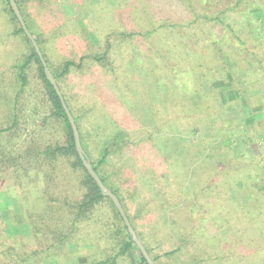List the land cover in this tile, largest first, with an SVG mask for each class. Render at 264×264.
<instances>
[{
  "label": "rangeland",
  "instance_id": "1",
  "mask_svg": "<svg viewBox=\"0 0 264 264\" xmlns=\"http://www.w3.org/2000/svg\"><path fill=\"white\" fill-rule=\"evenodd\" d=\"M53 1L20 0V4L28 15L33 32L42 41L54 72L58 73L67 60L78 62L80 57H86L82 68L71 70L61 78L70 105L87 114L96 111L98 123L104 122L102 115L107 116L126 131L129 143L106 164L108 178L116 187L127 189L132 194V201L126 200L131 215L136 212V204L142 202L145 204L144 213L147 211L145 215H152V210L157 209L154 212L159 220L157 222H164L163 228L158 227L156 230L150 226L151 220L142 215L136 222L138 233L149 243L151 254L159 257L160 264H188L196 254L200 259H210L207 241L209 237L214 240L215 235L211 236L214 233L209 228L211 226L214 230L216 225H220L216 210L211 211L208 220H215L218 224L215 222L205 226L206 222H202L205 230L201 239L199 237L186 247L187 250L183 248V252L172 258L164 253L179 246V239L176 238L181 239L189 226L185 206L196 203L197 213L202 212L198 217L202 218L205 214L204 206L209 203L213 207L216 203L215 199H202L203 194L200 198L202 203L196 197L201 187L208 190L217 173L219 187L213 193L216 199L232 200L235 194L242 192L239 197L245 204L246 199L253 198L245 190H252L253 194L264 192V103L258 102L257 106L251 107L242 94L251 95L259 89L263 92L262 87L257 84L255 88L252 84L254 81L246 82L242 77L239 79L240 84L237 82L240 89L232 88L229 81L224 85H230V88L222 90L220 83L226 77L225 73L216 78L213 87L210 85L214 95L220 94L222 102L216 100L215 109L211 108L201 114L189 109V104L194 106L199 100L197 95H191V84L197 83L195 80L191 83L187 75L179 77L180 74L176 73L180 71L178 68H184V64H194L199 57L198 52L202 51L193 49L190 44L193 36L182 31L187 23L193 21L191 8L203 0H60L55 4ZM205 1L211 2L213 6L219 4L207 11L211 16L212 13L218 15L217 11L226 10L222 14L220 12V18L224 25H234V34L248 51H253L258 42L264 39V11L253 7L255 0H242L236 11L230 8L233 0ZM150 2L157 10L149 9ZM61 4L66 8H60ZM4 6V0H0V67L4 73L14 74L9 66L19 62L25 52L28 53L27 44L19 36H8V25L3 22L5 17L8 18ZM55 6L58 7L56 15L62 16L58 20L48 17L51 8ZM169 24H175L177 28H160ZM234 34L230 33L231 39L235 38ZM221 40L224 41V37ZM213 43L211 40L212 46ZM99 56H103V61L95 62L93 59ZM227 57L225 59L229 68H233L234 63ZM245 69L240 74L246 73ZM26 75L29 88L24 104L15 112L18 122L15 130H12L17 133L10 139L0 135L3 138L2 147L5 148L0 155V161H5L0 165L4 176L0 180V233L7 236L6 245L10 243L9 237L17 238L21 245H33L31 221L42 230L49 221L40 199H76L82 194L80 188H77V180L69 175L64 165L60 164L52 172L51 181H47L43 168H38L34 159H22L13 164V158L18 156L30 140L51 143L63 136L61 123L47 119L49 106L45 103L38 105L36 102L43 95L37 66L33 64L29 67ZM176 75L179 77L178 82ZM199 81L208 91L210 87L204 79ZM178 86L182 88L177 92ZM1 87L2 83L0 92H9ZM227 100L230 101L229 106L227 104L221 110L227 120L220 118L223 121L216 120L214 126L211 123L205 124L208 129L206 133L199 131L204 120L198 119V124L196 118L205 119L206 114L211 116V113H217ZM189 116L194 118L190 119ZM45 118L47 123L44 124L42 120ZM176 119L179 120L178 127ZM94 121V118L88 120L84 129L90 132L85 139L89 143L91 159L96 162L103 147V135L93 130ZM191 124L196 127L199 125L197 135L186 133ZM163 135L166 137L161 140ZM162 148L165 155L160 152ZM223 168L225 171L241 168L244 171L242 174L239 172L242 180L234 186L229 177L228 181L222 177L219 179L218 175ZM222 189L226 191L223 193ZM259 196L264 198L262 194ZM102 213H109L107 205L100 206L97 214ZM256 222L257 225L262 223L260 219ZM243 224L248 231L245 239H254L249 244L252 248L258 244L260 234L248 223ZM80 228L81 232L75 233L73 240L67 244V252L53 249L28 258L23 264H88L91 255L88 249L94 247L99 250L98 242L94 240L98 228L87 222L82 223ZM230 228H235L233 223ZM168 232L172 240L168 239ZM249 247L245 258L260 255V250L249 251ZM225 251L223 248L221 253ZM224 256H216L214 260L212 257L209 264H221L220 261L228 257ZM261 257H264V253ZM119 264L127 263L122 261Z\"/></svg>",
  "mask_w": 264,
  "mask_h": 264
},
{
  "label": "trees",
  "instance_id": "2",
  "mask_svg": "<svg viewBox=\"0 0 264 264\" xmlns=\"http://www.w3.org/2000/svg\"><path fill=\"white\" fill-rule=\"evenodd\" d=\"M14 1L16 2L20 10L28 31L38 44L42 56L46 61L47 67L53 75L64 98L66 106L73 116V119L77 126V130L79 132L80 143L86 158L90 161L93 170L99 176L102 183L106 187H108L111 192L118 198L132 228L134 229L137 237L141 240L151 259L155 264H160L158 263L159 257L151 254L149 243H146L144 241V238H142L138 233L136 223L138 220H140V217H143L142 215H144L151 220L150 226H153L152 228H155L157 230V228L159 227L160 229H162L164 226V222L163 224L160 222L158 223L157 221L159 220L154 214L155 210L157 209L152 210V215H145V213L147 212L145 211L144 213L145 204H143L142 202H138L135 207L136 212L131 215L126 200L129 199L130 201H132V194L129 193L127 189H121V187L118 186L116 187L109 180V175H107L106 173L105 166L109 163L110 158L113 155L117 156L129 143L126 131L121 129L119 126L113 123L110 118L104 115H102L101 118L104 122L101 121L102 123H98L99 117L97 116L96 111H91L89 112V114H87L76 110L70 105L68 97L63 90V83L61 82V78H64L65 75L71 70L82 68V63L84 62L86 57H80L78 62L67 60L64 62L62 69L59 70L58 73L54 72L47 59V53L42 47V41L33 32L30 21L27 18L28 15L24 13V10L22 9V6L20 4V0ZM56 1L60 0H54L53 4H55ZM241 1L242 0H233L232 3L230 2V8L232 9V11H236L241 6ZM210 3L211 2L206 3V1L203 0V2L200 1V3L196 4L195 8L190 7L192 10L193 21L187 23V27L184 28V31H182L189 32V34L193 36V42H190V44L193 46V49L198 51L202 50L198 52L199 57L198 59H195L194 64H190V62H188L184 64V68H178V70L180 71H177L176 73L177 75L180 74L179 77L181 75H187V78L191 83L193 80H195V82L197 83L196 85L191 84V95H197L199 100L198 103L194 106L189 104V109L194 111L196 114L200 112L205 113L211 108L212 110L213 108L215 109L216 103L214 104V102L216 100L221 101V99L219 93L215 95L213 94L214 90L212 88V85L213 83H215L217 77L225 73L226 77L222 78L223 82L220 79V86L222 90L230 88V85H224L229 81L230 83H232V88L235 89L237 87L240 89L241 87L237 85V82L238 84H240L239 79L244 77V79H246V82L254 81V83L252 84H254L255 88L258 84L263 89V92H261V90L259 89L257 93H253L251 95L242 93L245 96L244 98H246L245 101L249 105H252L251 107L257 106L258 102L264 103V39L261 42H258L253 51H248L243 42L240 41L237 35L234 34V25H224L223 20L220 18V12L222 14L226 12V10L223 11L220 10V8H217L218 10H220L216 12V14L218 15L212 13V16L211 14L207 13L210 8L219 6V4L213 6ZM4 4L5 11H3L8 18L5 17V19H3V22L4 24L8 25L7 34L10 37L19 36L27 44L26 48L28 53L25 52V55L22 56V59L19 62H17L16 64H11L9 66V70L13 71L14 74H11L9 72H7L8 74L6 72L4 73L3 69H1L2 67H0V85L2 83L1 88L4 87L9 91L6 93L0 92V135H5V138L10 139L17 133V131H12L17 127L18 122V117L15 112L18 111L19 106H22L25 102V94L27 93V89L29 88L26 72L28 71L29 67L34 64L37 66L40 76L39 79L41 80V88H43V95L36 102L38 105H42L43 103H45L47 107L49 106V114L47 115V119L61 123V125L63 126V136L60 140L51 143L41 142L36 139L30 140L24 145L18 156L13 158V164H17L22 159L32 158L36 161L38 168H43L44 176L47 181H51L50 176H52V172H54L60 164L61 166L64 165L69 175L77 180V188H80L82 194L76 199H70L69 197H65L62 200L56 198L54 199L52 197H49V199H40L41 202L44 203V209L48 214L49 221L48 223L44 224V230L34 226L33 220L31 221V229L34 233L32 238L33 245H21L19 244V242H17V238L11 237H9L10 243L6 245L5 241L7 239V236L0 233V264H23L26 259L39 256L40 254L42 255L48 251H52L53 249L67 252V244L71 240H73L75 233L81 232L80 230L82 228L79 229V227L84 222H87L88 225L98 228L97 232L95 233L94 240L98 242L99 250H96L94 247L88 249L89 253L91 254L88 258V264H119L122 261L127 264H147L146 260L140 254L138 248L135 246L129 233L127 232L124 221L121 218L116 207L114 206L113 202L109 197L104 196L100 192L96 183L82 165L75 149L73 133L69 121L66 117L64 109L61 106L59 98L53 86L47 81L43 72L41 62L37 54L35 53L29 39L24 34L14 12L9 5V1L4 0ZM149 5V9L157 10V8L153 7L151 2ZM155 5L157 6L158 4L156 3ZM253 5V7L260 8L264 11V0H258V2L255 0V2H253ZM61 7L66 8V6L62 4L60 5V8ZM57 9L58 7L56 6L55 8H51V14L49 15L47 13L49 15L48 17H54L55 20H58L59 17H62H58L56 15ZM60 14L63 15L62 12H60ZM160 28H168V30H173L176 29L177 26L175 24H169ZM151 33L152 31L149 32V34ZM230 33L235 35L234 39L230 38ZM222 37H224V41L221 40ZM211 40L214 41V47L210 44ZM188 46L190 47L189 44ZM106 55L107 51H105V56ZM226 55L228 56L227 59L230 62L234 63L233 68H229V63H227V60L225 59ZM19 56L20 55H18L16 58H18ZM93 60H95V62H102L103 56L95 57ZM244 68H246V73L240 74L242 69ZM177 75L175 76L176 82L179 81V77H177ZM199 79H202V81L204 79V81L209 85L210 88L208 91L203 87V84L199 81ZM181 88V86H178L176 91H180ZM227 104L229 106V100H227L226 102L224 101L222 109H218L217 113H211V116L206 114L205 119L204 117L196 118L197 121L198 119L199 121L200 119L204 120V122L201 123L202 128L199 131L202 130L205 132V130H208L205 124L211 123L214 126V124H217L216 120H227L224 119V113L221 111L225 106L227 107ZM262 112L264 113V110ZM216 114H218V116H216ZM189 117L190 119L194 118L192 116ZM93 118L95 120L93 130H95V132L97 133L100 132L99 135H103V147L101 149L100 157L96 162L91 159V155L88 149L89 143L88 140L85 139V137L87 138V136L90 135V132H87L84 129V126H86L88 120H92ZM105 118H107V120ZM220 118H222L223 120ZM47 119H43L42 123H47ZM178 121L179 120L176 119L177 127ZM199 121L198 124H200ZM106 122L109 123L105 125L104 123ZM181 124L183 126L184 122ZM198 126L199 125H197L196 127L191 124L190 128H188L189 130H186V133L197 135ZM200 134L203 136L202 133ZM165 137L166 135H163L160 137V139H165ZM2 139L3 138L0 136V155L3 154L5 150V148L2 147ZM173 140L175 141V139ZM164 144H166V141H164ZM162 149L160 150V152L165 155L164 149L163 151ZM198 151H200L201 153L202 150L199 149ZM210 156L213 157L211 153ZM4 162L0 161V165ZM239 172L241 173L244 171L241 170V168L225 171L223 168L222 170H220L218 178H226V181H228L229 177L232 179L231 183L235 186V184L243 178L240 177L242 173L240 174ZM217 174L212 178V182H210V187L208 188V190L201 187L196 197V200L198 201V199H200L202 197L201 195L203 194L202 199L208 197L210 201L215 199L216 203L213 204V207H211L209 203L206 204V207L204 206L205 214L202 218L198 217V215H200L202 212L197 213L195 209V207L197 206L196 203L185 206L184 211L186 212L187 216H189V222H187L189 226L186 227V230L184 231L185 233L182 234L181 239L176 238L179 239L178 245L180 247H173L170 251L165 252L164 255L172 258L180 252H183V248L187 250L188 248L186 247L189 246L190 243L193 244L192 242H195V240H197L199 237L201 239V236H204L203 230H205V227L202 226L204 224H206L205 226H210V224L216 222L215 220H208L211 211L216 210L217 222H220V225H216V229L214 228V226H212L214 230L211 228V226L209 228V230L214 233L211 236L215 235L214 240L209 237L207 241L209 250L208 252L211 255L210 259H200L196 254L194 255L193 260L188 264H209L210 262H212V257L214 260L215 257L219 255L228 256L223 260L220 259L221 261L218 260L221 264H228L229 262H231L230 264H264V257H261V255L264 253V236L262 237V234H264V198L259 196L262 194L264 197V192L261 194H259V192H255L254 195L253 192H251L252 190H245L244 192H246L248 195L253 196L252 199H246L247 202L245 204H243L244 201L239 197L242 192H239V194L237 195L235 194L232 200H228L227 198L223 200L219 198L216 199L213 193H215L214 191H216V189L219 187L216 179ZM3 177V171L0 170V180ZM225 191L226 190L222 189L221 192L224 193ZM202 199H200L201 203ZM103 205H107V207L109 208V213H102L98 215L97 213L99 212V208ZM94 216L95 220L93 219ZM42 219L44 218L42 217ZM258 219L262 221V223L259 224L260 226L257 225L256 222ZM202 222L206 223L202 224ZM231 223H233L235 227L234 229L230 228ZM243 223H248L253 228L258 230L260 234V236L258 235L257 238L258 244L253 246L252 248L249 247V244L254 239L252 240V237H248L247 239H245V235L246 233H248V231L246 230V226ZM192 227L194 231H192ZM163 230L165 231V229ZM39 232L44 233L39 234ZM198 233L201 235H199ZM168 234L170 235L168 239L172 240L171 234L169 232ZM75 244L78 245V243ZM248 247L250 248L249 251L260 250L258 251L260 252V255H255L253 256V258L249 259L245 258ZM223 248L226 250L224 254L221 253V250H223Z\"/></svg>",
  "mask_w": 264,
  "mask_h": 264
},
{
  "label": "water",
  "instance_id": "3",
  "mask_svg": "<svg viewBox=\"0 0 264 264\" xmlns=\"http://www.w3.org/2000/svg\"><path fill=\"white\" fill-rule=\"evenodd\" d=\"M8 1H9V5H10L12 11L14 12L24 34L29 39L32 47L34 48L35 53L37 54V56L41 62V65L43 67V72H44V75H45L47 81L53 86V88H54V90H55V92L59 98V101L61 103V106L65 111L66 117L69 121L71 130L73 133L75 149H76V152H77L79 159L81 160L82 165L84 166V168L86 169V171L90 175V177L94 180V182L96 183L100 192L104 196L109 197L111 199V201L113 202L114 206L116 207L117 211L119 212L121 218L124 221V224L127 228V232L129 233V235H130L132 241L134 242L135 246L138 248L140 254L146 260L147 264H155L154 261L149 256L148 252L146 251L142 242L138 239V237H137L134 229L132 228V226L129 222V219L127 218L126 213H125L121 203L119 202L118 198L111 192V190L108 187H106L102 183L99 176L93 170L90 161L86 158L85 153H84L82 146H81V143H80L79 132L77 130V126L75 124L73 116L71 115L69 109L67 108L66 103L64 101V98L61 94V91H60L53 75L51 74L49 68L47 67V64H46V62L42 56V53L39 49V46L36 43V41L34 40V38L32 37V35L30 34V32L28 31L16 2L14 0H8Z\"/></svg>",
  "mask_w": 264,
  "mask_h": 264
}]
</instances>
